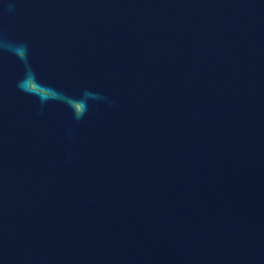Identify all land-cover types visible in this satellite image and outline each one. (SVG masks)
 <instances>
[{
    "label": "water",
    "instance_id": "water-1",
    "mask_svg": "<svg viewBox=\"0 0 264 264\" xmlns=\"http://www.w3.org/2000/svg\"><path fill=\"white\" fill-rule=\"evenodd\" d=\"M0 264H264V0H0Z\"/></svg>",
    "mask_w": 264,
    "mask_h": 264
}]
</instances>
